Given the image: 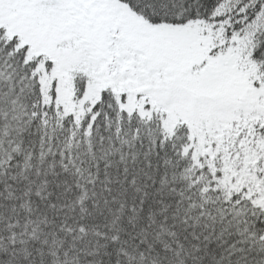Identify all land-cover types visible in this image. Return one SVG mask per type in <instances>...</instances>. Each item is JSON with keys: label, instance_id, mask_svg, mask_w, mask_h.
Instances as JSON below:
<instances>
[{"label": "snow or ice", "instance_id": "obj_1", "mask_svg": "<svg viewBox=\"0 0 264 264\" xmlns=\"http://www.w3.org/2000/svg\"><path fill=\"white\" fill-rule=\"evenodd\" d=\"M0 264H264V0H0Z\"/></svg>", "mask_w": 264, "mask_h": 264}]
</instances>
